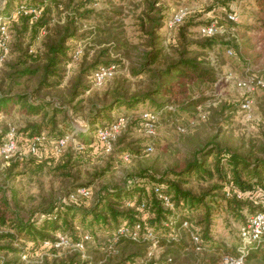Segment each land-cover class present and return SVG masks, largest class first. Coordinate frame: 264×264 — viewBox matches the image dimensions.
<instances>
[{
  "label": "rangeland",
  "instance_id": "obj_1",
  "mask_svg": "<svg viewBox=\"0 0 264 264\" xmlns=\"http://www.w3.org/2000/svg\"><path fill=\"white\" fill-rule=\"evenodd\" d=\"M71 1H52L58 5L52 4V11L47 19L51 26H62L72 17L77 19L78 38L69 41L72 59L66 65L65 78L60 87L37 93L38 97L50 102L58 95L67 94L82 68L91 65L105 49L108 54L105 53L106 57L102 60L116 63L117 70L101 85H96L90 76L87 77L85 80L89 89L79 98L83 99L82 104L65 108V132L71 139L62 153L56 151V138L47 133L39 146L41 157L30 153L28 143L32 136L24 129L28 123L40 121V116L28 115L16 105L7 111L0 110V143L6 142L7 135L14 128L18 148V152L8 158L0 149V197L12 211H16L24 219H37L59 199L91 207L96 201L97 193L100 194L107 188L124 187L128 180H140L141 177H147L151 182L154 178L177 179L175 173L185 169L194 159L204 158L205 151L214 147L211 145H218L249 157L263 156L264 14L255 5L254 0ZM82 2L81 10L77 11L76 15L72 8ZM71 3L73 5L66 8V5ZM20 4L25 5L26 9L30 8L24 14L32 15V24L40 18L43 8L51 4V0H0V21L3 17L18 18L13 15L21 8ZM83 9L85 14L81 13ZM180 10L185 12L182 23L171 26V19ZM230 15L235 19L230 18ZM150 17H161L157 34L168 56L177 57L180 48L178 38L183 29L187 33V41L192 42L190 48L214 71L216 80L193 84L190 86L188 97L180 100L178 105L170 103L160 107L159 104L164 100L158 99L157 103L149 100L135 109L116 107L111 113L112 118L119 120L124 117L126 124L112 141L111 151H107L98 138L97 128L89 127L87 118L91 114L90 107L94 102L111 101L113 92L118 88L121 91L127 90L130 94L153 87L151 76L133 74L135 66L145 60L144 53L148 49L150 36L142 25L145 23L148 31ZM210 24H215L218 32L211 36L213 45L202 49L198 46L199 43L210 38L204 36L202 28ZM8 27L9 52L1 58L0 51V85L3 84L4 90L10 88L12 64L20 57L16 31L11 21ZM46 31L42 29L34 39L36 34L32 35L29 30L25 43L22 44L23 49L31 47L30 53L37 51ZM38 81L39 77L29 81L23 79L12 89L14 92H27L33 99H39L34 95ZM61 90L65 91L62 93ZM190 101L191 105L182 104ZM147 112L155 115V133H150L141 124ZM101 125L99 123L97 127ZM64 127L63 125L62 128ZM88 137L91 139L90 144H86L84 140ZM149 145L153 147L151 151L147 150ZM71 149L76 156L68 173L64 174L55 168V162ZM213 157L214 155L205 156L206 164H211ZM37 159L48 160L49 164L52 162L50 160L56 161H53V165L35 168L33 161ZM214 182L216 181L192 174L183 179V186L200 194L208 191ZM78 184L90 185L89 197L67 196L72 187ZM216 193L220 197L223 195V191L212 194ZM220 200V205L215 206L212 213L211 243H222L230 249L225 255L238 256L239 231L253 214L254 208H245L241 215H235L226 208L225 201L221 198ZM195 214L197 217L200 215L199 212ZM2 229L0 228V231ZM4 231L9 230L4 228ZM59 235L63 234H58L55 239H58ZM7 242L6 239H0V248H3L0 250V260L16 264H51L62 261L75 252L71 245L75 242L71 239L68 245L56 248L35 249L31 248L32 243H29V248L20 252L3 247ZM15 245L19 248L24 246V249L27 247L22 240ZM92 245H85L83 251L77 250L84 260L92 259L93 256L101 259V256L104 257L102 251L109 253V249L104 248L96 254ZM151 251V254L138 264H198V251L193 247L175 253V261L172 263L166 261L168 257L164 248L157 246L151 248ZM208 255L210 254L207 253V257ZM225 255L222 257L223 263L218 261L217 264H225L224 258L229 256ZM112 258L113 262L118 260L117 256ZM89 264L99 263L93 260ZM245 264L260 263L245 261Z\"/></svg>",
  "mask_w": 264,
  "mask_h": 264
},
{
  "label": "trees",
  "instance_id": "obj_2",
  "mask_svg": "<svg viewBox=\"0 0 264 264\" xmlns=\"http://www.w3.org/2000/svg\"><path fill=\"white\" fill-rule=\"evenodd\" d=\"M52 1L54 0L43 8L40 18L32 24H30L32 15H26L24 12H21L16 19L11 18L12 27L16 31L19 47L17 50L20 57L16 63L12 64L9 90H4L2 83L0 85V110L7 111L16 105L28 115L40 116V121L30 122L24 129L25 132L31 133L30 140L36 135L46 137L45 133L55 137L56 140L65 137L68 134L65 132L67 131L65 108L70 106L74 108L82 104L83 99L79 98L89 89L85 79L90 76L95 83L94 75L100 68L116 64L102 60L106 57L104 54H108L105 49L91 65L82 68L67 94L58 95L54 101L50 102L38 97L37 93L44 90H56L63 83L66 65L72 59L69 41L78 38L75 17L62 26L50 25L47 16L52 11V4L58 5ZM254 2L264 14V0H254ZM82 4L83 2L72 8L76 15L77 11L81 10ZM71 5L73 4L66 5V8ZM84 10L82 14H85ZM150 19L148 31L145 23L142 25L146 34L150 36L148 49L144 53L145 60L144 63L135 66L133 74L151 76L154 81L153 87L143 92L130 94L127 90L121 91L118 88L113 92L111 101L94 102L90 107L91 114L87 118L90 128H97L96 131H99L116 122L118 119H113L111 116L116 107L135 109L139 104L149 100L157 103L158 99L164 100L159 104L160 107L170 103L178 105L180 100L188 97L190 86L193 84L199 81L214 82L216 80L214 71L207 67L206 62L190 48L192 42L187 41V33L183 29L178 38L180 48L177 57H170L165 53L157 34L161 17H150ZM42 29L47 31L41 41V47L32 53H30L31 47L23 49L22 44L25 43L26 33L30 30L32 35L36 34L34 38L36 39ZM204 36L210 38L199 43L198 46L202 49L211 47L214 43L211 36L205 34ZM34 77H39L38 87L34 90V95H37L39 99H33L27 92L13 91L12 88L16 87L21 80L29 81ZM61 91L63 93L65 90ZM182 104L191 105L192 102H182ZM99 123L102 125L97 127ZM141 124L145 125L144 118ZM84 140L86 144L91 143L89 137ZM3 144L0 143V149ZM211 146L214 147L205 151V156L214 155L211 164H206L204 156L202 160L194 159L185 169L175 173L177 179L154 178L151 182L147 177H141L140 180H128L124 187L107 188L100 194L97 193L96 201L91 207L59 199L49 209L43 211L37 219H24L16 211H12L6 201L4 199L2 201L0 197V228H3L0 231V239L8 240L3 247L14 252L26 250L29 248V243H32L31 248H48L44 247L45 242L56 241L58 234L62 233L73 242L81 241L88 234L90 239L84 240L85 245L92 243L96 254L101 249H109V253L101 250L102 253L104 252L105 259L103 256L101 259L93 256L92 259L84 260L81 253L77 252L79 249H74L73 255L51 264H89L93 260L99 264H138L140 260L151 254L153 240L147 236L148 230H151L157 246L166 250L165 254L168 257L166 261L170 263L175 261V253H181L190 247L198 251V264H217L218 261L223 263L222 257L225 253H229L230 249L222 243H211L212 213L215 206L220 205L222 201L220 198L225 201L230 213L235 215H241L245 208H254L253 213L261 208L255 201L264 200V194H260L264 193V149L262 157H249L218 145ZM34 155L41 157L40 148ZM75 156L71 149L58 162H55V168L67 174ZM50 161L52 162L49 164L48 160L37 159L33 161V164L36 165L35 168H42L53 165V161L56 160ZM192 174L216 182L208 191L196 194L183 186V179ZM89 186L78 184L72 187L67 196L70 198L79 188H89ZM216 191H223L222 197L218 193L212 194ZM239 193L243 196L239 197ZM196 212L200 214L198 217ZM4 228H8L9 231H4ZM195 236L198 237V242H195ZM21 240L27 246L25 249L24 246L15 247V243ZM207 253L210 254L208 257ZM113 256L118 257L116 262H113ZM245 261L264 264L263 244H252L245 255ZM0 264L16 263L2 259Z\"/></svg>",
  "mask_w": 264,
  "mask_h": 264
},
{
  "label": "built area",
  "instance_id": "obj_3",
  "mask_svg": "<svg viewBox=\"0 0 264 264\" xmlns=\"http://www.w3.org/2000/svg\"><path fill=\"white\" fill-rule=\"evenodd\" d=\"M30 8L26 9V7L21 6L19 10L13 15L15 18L21 13L29 11ZM33 11V10H32ZM185 16V12L180 10L179 12L175 13L173 18L171 19V26L178 25L182 23ZM13 18V17H12ZM230 18L235 19L234 16L230 15ZM11 18L3 17L0 21V51L2 53L3 58L8 52V43H9V30L8 24L10 23ZM202 32L205 35L212 36L216 32H218V27L215 24H210L202 28ZM231 52V51H230ZM117 70L116 64H111L109 66H104L100 68L94 75L96 85H101L106 78L113 76V74ZM143 118L145 119V127L150 133H155V115L147 112L144 114ZM126 120L124 117H121L118 121L114 122L113 124L109 125L108 127L101 128L98 131V138L99 140L105 145L107 151H111L112 149V141L115 139L116 134L121 130L123 126H125ZM44 135H36L34 136L30 142L28 143V151L30 153H38L39 152V145L44 141ZM69 136H65L56 141V151L61 152L68 142L70 141ZM17 141H16V132L15 129H11L9 134L7 135L6 142L1 147V153H3L7 158L17 153ZM153 149L152 145H149L147 148L148 151ZM91 194L90 188L88 187H81L75 193L71 195L72 198H76L77 196L89 197ZM263 195L264 193H260ZM243 194L239 193V197H242ZM168 200V198L166 197ZM260 202L261 208L256 211L255 213L251 214L247 220V223L244 224L239 231L240 235V245L238 247V256H226L224 258L225 264H245V255L249 252L250 247L252 244H263L264 246V200H256ZM187 226V223H185ZM147 236L153 240L152 249L157 247V241H155L154 234L151 230H148ZM90 236L87 234L83 237L81 241L75 242L72 245L73 248L84 250L85 241L89 240ZM198 237L195 236V242H198ZM70 243V239L65 235H59L56 241L51 242L47 241L44 244V247H59L62 245H68ZM152 252V251H151ZM150 252V253H151ZM27 255H24L26 258Z\"/></svg>",
  "mask_w": 264,
  "mask_h": 264
}]
</instances>
